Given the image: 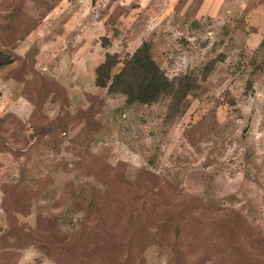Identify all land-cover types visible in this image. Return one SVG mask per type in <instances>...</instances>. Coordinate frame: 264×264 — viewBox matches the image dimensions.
Returning a JSON list of instances; mask_svg holds the SVG:
<instances>
[{
    "label": "rangeland",
    "instance_id": "374dc122",
    "mask_svg": "<svg viewBox=\"0 0 264 264\" xmlns=\"http://www.w3.org/2000/svg\"><path fill=\"white\" fill-rule=\"evenodd\" d=\"M259 3L0 0V264H264ZM143 42L176 111L94 83Z\"/></svg>",
    "mask_w": 264,
    "mask_h": 264
},
{
    "label": "trees",
    "instance_id": "16d2710c",
    "mask_svg": "<svg viewBox=\"0 0 264 264\" xmlns=\"http://www.w3.org/2000/svg\"><path fill=\"white\" fill-rule=\"evenodd\" d=\"M10 62L11 58L0 52V67ZM118 63H122L121 68L112 74V69ZM94 73L96 86L107 87L111 94L125 95L127 103L149 105L168 96L173 111H176L193 84L190 75L170 79L153 59L148 42H143L122 61L115 53L107 52L103 61L95 67Z\"/></svg>",
    "mask_w": 264,
    "mask_h": 264
},
{
    "label": "crops",
    "instance_id": "0c3cea01",
    "mask_svg": "<svg viewBox=\"0 0 264 264\" xmlns=\"http://www.w3.org/2000/svg\"><path fill=\"white\" fill-rule=\"evenodd\" d=\"M264 6V3H259L256 8H255V13L253 12V15H260L261 16V12H260V8Z\"/></svg>",
    "mask_w": 264,
    "mask_h": 264
}]
</instances>
